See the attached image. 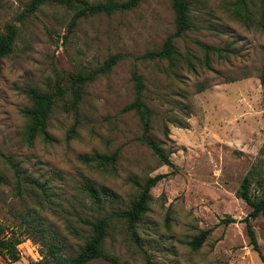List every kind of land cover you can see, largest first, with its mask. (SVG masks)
Segmentation results:
<instances>
[{
    "label": "rangeland",
    "instance_id": "rangeland-1",
    "mask_svg": "<svg viewBox=\"0 0 264 264\" xmlns=\"http://www.w3.org/2000/svg\"><path fill=\"white\" fill-rule=\"evenodd\" d=\"M30 1L0 0V36L7 23L18 26L13 50L0 58V221L7 235L23 239L21 259L0 254V264L39 260L46 238L77 254L98 217L127 210L145 181L161 173L168 176L151 189L138 242L114 219L103 251L116 263L88 264H264L247 230L251 206L240 197L249 173L251 195L264 198V0H188L193 28L174 39L180 55L171 60L143 55L175 32L172 0L81 17L72 31L75 7L45 3L22 16ZM116 53L124 57L114 68L85 85L77 124L59 101L48 120L50 139L28 143V90L54 91L61 83L70 94L73 73ZM135 69L153 111L151 134L174 167L140 140L138 114L124 111L135 98ZM116 151L114 164L87 160ZM251 223L264 255V216Z\"/></svg>",
    "mask_w": 264,
    "mask_h": 264
},
{
    "label": "trees",
    "instance_id": "trees-1",
    "mask_svg": "<svg viewBox=\"0 0 264 264\" xmlns=\"http://www.w3.org/2000/svg\"><path fill=\"white\" fill-rule=\"evenodd\" d=\"M142 0H125L117 2L115 0H107L100 2H89L87 0H31L25 9L22 16H29L35 13L40 6L45 3H55L67 5L76 8L75 14L69 23L70 31H72L78 20L81 17L92 16L95 14L106 13L112 14L117 11H127L135 8ZM172 6L176 13V30L168 36L161 49L147 52L143 55L145 59H174L179 56V52L175 48L174 39L183 36L188 30L193 28V22L190 18V5L188 0H172ZM18 35V26L14 22L5 25V32L0 36V58L7 56L14 47L15 40ZM203 47L207 50L212 48L206 45ZM124 57L122 53L111 55L100 67L80 73L72 74V84L69 90L61 83L57 85L54 91H41L35 87L28 90V95L31 99V106L24 109L23 113L29 119L27 128L26 140L32 144L40 135L45 139H50L48 131V120L54 110L55 105L59 101H64L65 110H73L76 116V124L79 120V105L83 97V91L86 84L94 81L100 74L110 72L114 66ZM135 88V98L128 104L124 111H134L138 114L142 123V135L140 140L152 149L155 155L166 165L174 167L170 156L165 152L161 144L152 136V116L153 111L145 99V81L143 75L135 69L132 76ZM264 83V81H263ZM69 96V98H68ZM76 124L72 128V132L76 131ZM71 136V135H70ZM118 158V152L112 155L97 154L88 157V161L98 162L100 166L114 164ZM168 174L161 173L149 177L142 188L139 197L132 205L124 211H114L108 215L98 217L92 224V234L88 237L85 245L77 254L64 253V247L61 244L46 240V246L42 248L41 258L33 260L30 264H88L90 261L97 258H105L113 263L115 259L107 255L103 251V243L108 236L109 228L112 220H123L127 224V228L131 233L132 238L138 242L139 237L136 231V226L143 214L148 210V205L151 200V189L156 186L161 180L166 178ZM5 182V177L0 173V183ZM251 176L248 173L242 182L240 197L243 198L250 206L251 211L246 217L247 230L253 248L258 251L260 256L264 255L260 249L259 242L255 230L252 226L251 219L258 216H264V198L256 199L251 195ZM89 195L100 203L102 198L94 188H88ZM212 229L202 231L191 242L194 248L201 247L211 234ZM23 241L15 233L7 235L5 225L0 221V254L8 256L12 262H17L21 259L18 245Z\"/></svg>",
    "mask_w": 264,
    "mask_h": 264
}]
</instances>
